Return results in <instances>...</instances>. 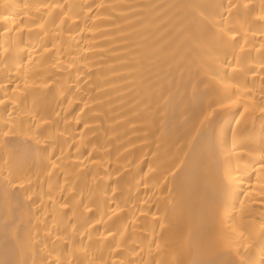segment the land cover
I'll list each match as a JSON object with an SVG mask.
<instances>
[{"label": "bare ground", "instance_id": "obj_1", "mask_svg": "<svg viewBox=\"0 0 264 264\" xmlns=\"http://www.w3.org/2000/svg\"><path fill=\"white\" fill-rule=\"evenodd\" d=\"M0 264H264V0H0Z\"/></svg>", "mask_w": 264, "mask_h": 264}]
</instances>
